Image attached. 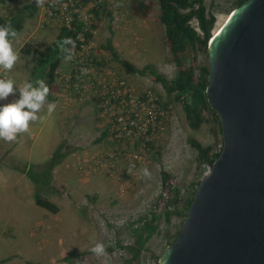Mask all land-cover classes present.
I'll return each instance as SVG.
<instances>
[{"label": "rangeland", "instance_id": "rangeland-1", "mask_svg": "<svg viewBox=\"0 0 264 264\" xmlns=\"http://www.w3.org/2000/svg\"><path fill=\"white\" fill-rule=\"evenodd\" d=\"M130 1L114 0L119 7L117 12L111 3L113 9L101 13L96 51H100V58L113 74L159 90L164 103L172 109L166 132L151 146L136 174L123 159L118 165L110 162L94 171L85 170V160L100 159L111 151L114 141L110 135L99 140L110 127L98 117L95 103L81 100L66 89V77L75 57L71 47L70 55L61 61L52 92L37 113L38 119L31 121L28 131L20 133L15 141L0 139V264H159L160 256L183 226L185 200L192 195L195 184L205 178L208 166L212 167L208 161L199 162L190 138L203 145L217 143V148H221V136L213 131V127L216 132L219 130L213 123L198 130L190 128L182 104L167 95L161 83L151 74H127L104 48L111 37L120 56L136 67L151 65L168 79L175 77L176 65L171 61L165 27L159 19V0H142L152 5L146 18L131 12ZM233 2L205 0L209 12L217 17L216 28L227 19ZM27 4H31L29 0H0V14L10 16ZM109 13L117 14V19L111 21ZM60 28L39 10L27 17L24 28L10 39L19 58L10 71H5L7 78L20 86L26 80L40 79L45 64L34 50L46 49L58 37ZM27 43L31 55L21 51ZM200 60L206 62L203 55ZM62 91L66 98L55 94ZM52 102L56 108L49 115L47 107ZM60 144L65 145L69 155L57 166L51 183L42 192L43 197L58 205L59 212L55 214L36 204V183L22 170L31 168L41 182V172ZM143 169L150 175L144 176ZM162 171L172 175L171 184L181 191L180 203L172 209L182 213H174L170 223L162 215L171 199L170 195H163ZM148 213L162 215L155 223L158 228L149 237L150 232L142 224L144 218L151 219ZM137 228L143 233L144 247L134 260L132 248L139 242ZM95 242L105 245L106 255L91 252Z\"/></svg>", "mask_w": 264, "mask_h": 264}, {"label": "water", "instance_id": "water-1", "mask_svg": "<svg viewBox=\"0 0 264 264\" xmlns=\"http://www.w3.org/2000/svg\"><path fill=\"white\" fill-rule=\"evenodd\" d=\"M208 53L223 148L158 263L264 264V0L233 9Z\"/></svg>", "mask_w": 264, "mask_h": 264}, {"label": "trees", "instance_id": "trees-1", "mask_svg": "<svg viewBox=\"0 0 264 264\" xmlns=\"http://www.w3.org/2000/svg\"><path fill=\"white\" fill-rule=\"evenodd\" d=\"M246 1L247 0H234L233 9L241 6ZM159 5V19L165 27V42L171 56V61L176 65L177 69L176 75L173 79H168L164 75L160 74L157 69L151 65L138 68L130 61L122 58L116 51L111 37L108 39L104 48L110 51L114 60L120 62L127 74H151L156 82L161 83L167 95H173L174 100L182 104L190 128L198 130L206 123H213V126H218V132H216L217 129L215 127L212 129L216 134L220 133L222 142L221 148H217V143L203 145L197 139L190 138V144L198 152L199 162L203 163L208 161L211 165H213L214 161L220 156L223 148L221 120L219 115L211 108L206 93L208 76L210 73L208 44L211 37L219 28H216L217 17L214 13L209 12L205 4V0H159ZM151 9L152 5L150 3H146L142 0L130 1V10L136 16L146 18L149 16ZM36 12H38L37 7L27 4L22 9L16 12H11L10 16L0 14V26H11L17 34L24 28L26 18L34 15ZM108 17L111 21H113L114 15L112 13H109ZM100 22L101 17L98 16L96 21L93 22L92 28L97 29ZM76 28L80 30V25L76 27L62 26L58 37L46 49L34 50V52L40 56L43 64H45L43 74L40 76V79L44 80L48 85L49 93L52 92V87L56 81L58 73L57 70L61 61L70 55L74 37L77 35L75 32ZM89 35L90 33L88 36ZM11 38L12 37H10V39ZM21 51L27 55L32 54L28 43L21 49ZM99 53L100 51H97V55L93 58V63L104 65L106 67L107 62L100 58ZM201 55L205 57V63H202L200 60ZM107 69L109 70L110 68L107 67ZM90 102L94 103L93 101ZM164 107L168 109L169 107L171 108V105H168V103L165 102ZM108 136L109 130L106 129L99 137V140L101 141L104 138L106 139ZM155 153H158V151H155ZM68 155L69 150L65 149L64 144H60L53 152L46 167L47 169L45 168L46 170L44 169L41 172L43 178L41 182V179L39 180L36 177L37 172H32L31 168H29L28 171H26L27 168L22 170V172L28 173V175L36 183V204L55 214L59 212L58 205L50 201L48 198L43 197L42 192L46 191V186H48L49 182L51 183L55 169L66 159ZM161 178L163 192L166 195H170L169 198H171L167 200L169 206L167 205L164 208L162 215L167 222L170 223L174 213H182L181 210L176 209L181 200V191L178 187H176V185L173 186L171 184L172 175L169 172L162 171ZM200 182L201 180L195 184V189L192 192V195L185 200V218L188 214L190 205L193 202ZM172 206L176 208L172 209ZM162 215L151 213V219L146 220L144 223L146 230L150 232L148 237L150 236L151 231L158 228V224L155 223L159 221ZM181 229L182 228L178 230L175 237L169 242V245L176 240V237L180 233ZM136 232H138L139 242L137 247L132 248L134 252V260L138 259L141 250L144 247L143 233L139 232L138 228L136 229ZM27 264L42 263L30 261ZM134 264H136V262Z\"/></svg>", "mask_w": 264, "mask_h": 264}, {"label": "built area", "instance_id": "built-area-1", "mask_svg": "<svg viewBox=\"0 0 264 264\" xmlns=\"http://www.w3.org/2000/svg\"><path fill=\"white\" fill-rule=\"evenodd\" d=\"M29 1L46 19L60 27L80 25V30L76 28L75 31L77 35L72 45L75 57L66 77V89L81 100L95 103L98 117L107 122L109 135L114 141L111 151H106L100 159L95 162L85 160V170L94 171L110 162L118 165L123 159L136 174L151 146L166 132L172 109L164 107L162 95L154 86L119 77L107 66L93 63L97 55V29H93L92 24L105 10L113 9L111 3L115 4L114 12H117V3L114 0H42L37 5L36 0ZM0 78H7L3 69H0ZM211 170L212 167L208 166L205 176ZM163 195L166 196L164 192ZM146 220L147 217L142 224ZM139 221L137 218L136 223Z\"/></svg>", "mask_w": 264, "mask_h": 264}, {"label": "clouds", "instance_id": "clouds-1", "mask_svg": "<svg viewBox=\"0 0 264 264\" xmlns=\"http://www.w3.org/2000/svg\"><path fill=\"white\" fill-rule=\"evenodd\" d=\"M41 2L36 0L37 5ZM15 35L11 26H0V69L5 71H10L19 58L10 41V37ZM48 94L49 87L42 79L26 80L20 86L11 78H0V139L12 142L18 134L28 131L29 123L38 119L37 113L44 106ZM55 108L54 102L48 103V114L51 115ZM142 172L144 176L150 175L147 169ZM91 252L104 256L105 245L95 242Z\"/></svg>", "mask_w": 264, "mask_h": 264}, {"label": "crops", "instance_id": "crops-1", "mask_svg": "<svg viewBox=\"0 0 264 264\" xmlns=\"http://www.w3.org/2000/svg\"><path fill=\"white\" fill-rule=\"evenodd\" d=\"M59 68H60V66H59ZM59 68H58V70L57 71H59ZM58 74V73H57ZM56 95H59V98H62V97H65L66 98V94H64V91H62L61 93H55ZM19 136V135H18ZM1 144V143H0ZM0 149H2L1 148V145H0ZM1 152V151H0Z\"/></svg>", "mask_w": 264, "mask_h": 264}, {"label": "bare ground", "instance_id": "bare-ground-1", "mask_svg": "<svg viewBox=\"0 0 264 264\" xmlns=\"http://www.w3.org/2000/svg\"><path fill=\"white\" fill-rule=\"evenodd\" d=\"M74 53V52H73Z\"/></svg>", "mask_w": 264, "mask_h": 264}]
</instances>
